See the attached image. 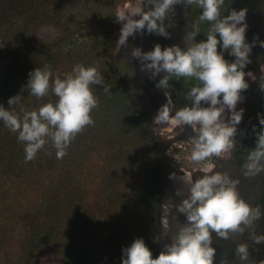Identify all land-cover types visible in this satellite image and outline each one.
I'll use <instances>...</instances> for the list:
<instances>
[{
	"label": "trees",
	"instance_id": "trees-1",
	"mask_svg": "<svg viewBox=\"0 0 264 264\" xmlns=\"http://www.w3.org/2000/svg\"><path fill=\"white\" fill-rule=\"evenodd\" d=\"M120 1L0 0V104L11 107L9 97L20 93L13 110L22 116L58 100L51 87L43 97L22 88L36 67H49L55 79L77 64L94 66L105 81L93 86L92 123L62 158L48 137L26 160L25 142L0 121V264H121L122 249L137 237L159 255L160 177L172 140L153 129L120 69ZM139 198L143 232L119 220L107 231L109 219Z\"/></svg>",
	"mask_w": 264,
	"mask_h": 264
},
{
	"label": "clouds",
	"instance_id": "clouds-1",
	"mask_svg": "<svg viewBox=\"0 0 264 264\" xmlns=\"http://www.w3.org/2000/svg\"><path fill=\"white\" fill-rule=\"evenodd\" d=\"M153 5L147 11L137 10L139 18L117 12L115 17L121 23L119 40L125 44L137 31L167 35L165 18L177 3L197 5L202 10L200 21L211 22L206 39L196 40L200 34L198 24L188 32L186 46L162 47L157 44L152 50L142 52L134 48L132 55L140 58L142 68L152 71L155 76L161 71L168 73L157 87L164 88L170 76L195 77L201 86L190 89L188 96L191 106L175 112L170 118L168 105L159 110L157 118L171 120L172 124L183 122L191 125L197 135L193 136L192 159L201 161L212 155H219L232 145V138L242 118L243 109L236 111L242 90L249 87L245 79V67L250 63V44L246 41L247 9L233 8L227 15L221 14L224 0H148ZM219 46V50H218ZM264 46V41L261 42ZM234 56L229 61L225 53ZM247 75L251 76V72ZM104 77L94 66L77 64L71 73L63 78L52 79L49 67H36L30 70L26 85L29 94L45 96L49 88L58 100L48 102L38 110L25 111L22 116L15 114L13 106L19 104L22 95L9 97L11 107L0 104V121L11 131L18 132V139L25 142L26 160L34 158L38 150L51 138L57 149V158H62L72 138L85 125L92 123L91 111L97 105L93 86L104 85ZM107 90V88H105ZM203 104L207 106H202ZM231 111L230 122H225L222 113ZM264 125V116L259 117ZM197 126L198 131H197ZM264 131L258 135L256 146L248 154L245 165L248 173L264 170ZM185 180L191 184L190 198L185 199L180 211L186 214L187 223L183 226L166 250L158 256L148 246L143 237H137L122 249L121 264H213L215 248L212 246V233L227 238L230 233L243 231L242 224H251L262 215L238 195L236 181L227 174L204 175L195 182L190 174ZM256 242H264V235L255 237ZM241 261L248 256V245L241 243L236 249Z\"/></svg>",
	"mask_w": 264,
	"mask_h": 264
},
{
	"label": "flooded vegetation",
	"instance_id": "flooded-vegetation-1",
	"mask_svg": "<svg viewBox=\"0 0 264 264\" xmlns=\"http://www.w3.org/2000/svg\"><path fill=\"white\" fill-rule=\"evenodd\" d=\"M180 7L182 9L181 18H169L164 21L167 35L154 32L151 38V50L157 44L162 47L175 45L184 48L186 46V36L188 32L193 30L192 25L195 22L198 24L200 33L196 40L206 39V35L211 29V22L199 20L202 11L199 6L195 4L186 5L181 2ZM233 8L247 9L245 21L247 24L246 41L250 44L251 51L249 53L250 63L245 67V79L248 81L249 87L242 90L241 99L236 106V111L243 109V113L240 123L236 125L232 145L219 155H212L201 161H194L192 159L194 150L192 138L197 135V132L193 130L192 126L180 122L177 126L175 125L176 128L174 126L169 127L171 120L161 121L157 118L159 110L165 105H168L170 118L174 116L175 112L186 106H191L192 100L187 94L192 87L201 86V81L195 77L170 76L167 86L161 88L157 87V84L166 75H169L168 73L161 71L153 76L152 71L144 69L142 66L137 65L138 67L134 69L131 66L127 67L135 88H132L125 78L128 85L148 108L151 117L158 124V128L171 132H166V137L172 140V145L175 144L179 151L188 152L186 157L188 162L179 167L184 174L174 177V174L170 173L171 166H169L162 171L160 177L157 204V250L159 254L175 240L165 239L161 236V218H163L162 225L171 226L169 229L175 231L174 233L178 231L180 224L185 226L187 223V220L183 218L186 214L180 211L183 201L190 198L191 195V184L184 178L187 174L192 176L193 182L204 175L227 174L230 180L236 181L238 195L254 209L258 208L264 214V170L248 173L245 168L248 163L249 152L255 148L258 135L261 131H264V125L259 123V117L264 116V46H261V42L264 41V0H224V4L221 6V14L227 15ZM225 58L229 61L235 59L227 52ZM142 63L147 62L143 61ZM248 72H251V76L247 75ZM202 106L207 105L202 102ZM230 117L231 111L226 108L222 113V118L225 122H230ZM182 161L184 162L183 159ZM261 163H264V160ZM174 166L176 167V163H174ZM186 168H189V171ZM162 208L163 211H161ZM241 227L243 231L230 233V235L238 234L242 236L243 243L251 245L252 242L249 236L252 231L262 234L264 215L254 219L251 224H242ZM258 245L260 249L264 248V242H259ZM213 264H216V262H213Z\"/></svg>",
	"mask_w": 264,
	"mask_h": 264
},
{
	"label": "rangeland",
	"instance_id": "rangeland-1",
	"mask_svg": "<svg viewBox=\"0 0 264 264\" xmlns=\"http://www.w3.org/2000/svg\"><path fill=\"white\" fill-rule=\"evenodd\" d=\"M153 7L152 4L148 2V0H121L118 6L119 12H123L126 16H131L133 18H139L138 17V11L137 10H145L147 11ZM180 3H177L173 6V8L169 11L168 15L166 16V19L169 18H181L182 12H181ZM121 28V26H120ZM120 28L117 30V37L119 39L120 34ZM153 33H148L145 29L143 33L140 31H137L134 35L130 36L128 38V41L123 44L119 40V50L118 54L121 59H123L128 66H131L133 69L142 66V60L140 58H137L132 55V51L134 48H140L142 52H147L151 50V44H152V35ZM138 65V66H137ZM264 68V67H263ZM152 118V117H151ZM178 124V123H177ZM177 124L170 123L169 127H175ZM152 127L156 132H160L159 134L161 136H167L166 132H169L168 130H162L158 128V124L155 123V120L152 118ZM176 128V127H175ZM164 132V133H161ZM171 133V132H169ZM186 151H179L178 147H176L175 144L171 145V147L168 148L167 154H168V163L170 167V173L174 174V177H178L177 175L184 174L179 167L184 165L186 162H188ZM184 160V162L182 161ZM174 163H176V167L174 166ZM171 164V165H170ZM187 171H189V168H186ZM181 180L179 179V182ZM100 183V178L96 176L94 178V184L98 186ZM128 183V182H127ZM128 186V185H126ZM147 214V210L144 204V201L142 199H138L137 201L131 202L130 205L124 210V212L119 215H113V219H109V222L107 223V231L111 230L112 224H117L120 222V224H126L129 221H133L131 226L128 228L130 232H138L142 233L144 229V225L142 224V221H140L143 217L145 218ZM119 220V221H118ZM118 221V222H117ZM128 224V223H127ZM141 225V226H140Z\"/></svg>",
	"mask_w": 264,
	"mask_h": 264
},
{
	"label": "water",
	"instance_id": "water-1",
	"mask_svg": "<svg viewBox=\"0 0 264 264\" xmlns=\"http://www.w3.org/2000/svg\"><path fill=\"white\" fill-rule=\"evenodd\" d=\"M117 56H118V63L123 75L127 79L129 85L132 88H135L134 81L132 80L131 75L129 74L127 65L125 62H123L124 60L119 57L118 51H117ZM161 211H163V208ZM183 218L187 220L186 215ZM162 219L163 218H161V225H160V230L162 231L161 236L165 239H169V238L175 239L176 235L183 227V225L180 224L178 231L174 233L175 231L173 230L171 231L169 229L171 226H168L167 224L162 225ZM261 235H264V229ZM257 236H260V234L257 231H252V233L249 236V239L252 242V244L248 245V256L246 260L241 261L236 249L239 244L243 243L242 236H239L238 234H233V235H229L227 238H222L213 232L212 246L216 250L214 262H216V264H264V248L263 249L259 248L258 245L259 243L256 242L255 239V237Z\"/></svg>",
	"mask_w": 264,
	"mask_h": 264
}]
</instances>
